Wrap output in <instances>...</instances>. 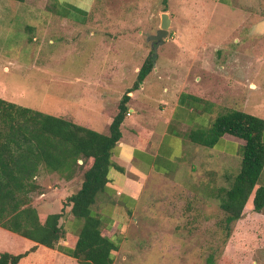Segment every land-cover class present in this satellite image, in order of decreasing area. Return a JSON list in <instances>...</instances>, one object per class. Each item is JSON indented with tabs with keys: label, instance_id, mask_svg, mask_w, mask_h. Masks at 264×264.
Listing matches in <instances>:
<instances>
[{
	"label": "rangeland",
	"instance_id": "1",
	"mask_svg": "<svg viewBox=\"0 0 264 264\" xmlns=\"http://www.w3.org/2000/svg\"><path fill=\"white\" fill-rule=\"evenodd\" d=\"M87 3L0 0V97L49 114L69 112L64 115L71 117L82 89L91 94L95 86L87 83L100 79L108 83L98 89L103 107L112 110L137 81L140 67L152 58L155 67L149 78L155 77L156 83L135 89L136 99L148 108L157 110L171 101L174 78L189 79L196 73V81L202 78L204 87L220 85L210 90L224 104L212 110L203 127L211 128L228 109L264 118V0H168L167 4L162 0H93L84 21ZM164 12L172 22L164 42L154 50L148 34H156ZM165 87L171 89L165 91ZM91 127L107 131L102 124ZM123 131L127 137L128 128ZM137 134L140 142H146L145 132ZM194 146L201 153L196 160L188 159L176 175L167 174L192 191L177 193L187 199L176 206L179 215L171 213L166 201L173 193L170 183L161 187L162 193H154L155 198L151 195L157 181L152 175L137 206L125 205L126 220H119L122 224L111 237L121 241L114 264H208L209 255L219 247L215 264H264V210L248 211L226 243L217 225L221 210L214 193L229 185L223 175L240 172L242 157L227 160L220 147ZM209 170L210 180L203 177ZM39 172L41 189L31 193L33 204L41 212L61 211V199L80 183L67 182L45 166ZM130 212L134 214L128 221ZM189 212H195L193 219L180 216ZM60 222L74 235L83 220L68 215ZM102 229L109 233L105 223ZM34 245L0 225V253L24 252ZM21 264L79 263L59 248L39 245Z\"/></svg>",
	"mask_w": 264,
	"mask_h": 264
},
{
	"label": "trees",
	"instance_id": "2",
	"mask_svg": "<svg viewBox=\"0 0 264 264\" xmlns=\"http://www.w3.org/2000/svg\"><path fill=\"white\" fill-rule=\"evenodd\" d=\"M154 67L152 58L140 67L137 81L112 109L106 132L76 123L69 116L45 113L0 97V225L35 242L24 252H1L0 264H21L39 245L59 248L79 264H114L121 242L103 233V220L96 212L98 198L111 181L112 168L124 171L112 155L129 113V93L140 87ZM225 135L242 140L243 146L240 172L229 187L220 186L214 193L219 199L217 225L225 234L224 243L248 211L264 210V118L228 109L216 117L211 128L191 130L189 138L214 147ZM41 166L58 172L67 182L80 183L61 199L59 212H41L33 204L31 193L41 189ZM68 215L83 220L78 234L70 235L60 222ZM220 250L209 255L208 264H215V253Z\"/></svg>",
	"mask_w": 264,
	"mask_h": 264
},
{
	"label": "crops",
	"instance_id": "3",
	"mask_svg": "<svg viewBox=\"0 0 264 264\" xmlns=\"http://www.w3.org/2000/svg\"><path fill=\"white\" fill-rule=\"evenodd\" d=\"M92 2L93 0H89V3L85 5L86 13L90 10ZM86 17L87 15L83 18L84 21ZM64 19L66 20L65 17ZM191 72L192 69L190 70ZM190 77L189 79H184L183 76L174 78V92L170 97L171 101L159 106V110L148 108L143 101L136 99L135 90L129 93L131 96L129 112L131 114L126 115L122 125V138L115 146L112 155L113 161L122 166L124 171L112 168L110 172L111 181L107 184L105 191L99 196L96 208V212L101 216L103 223L106 224V228L109 230V233L103 231L108 237L116 236L115 229L122 224L119 220H126L127 211L124 210L125 205H131L133 208L137 206L138 198L143 191H146L148 187L147 181L152 175L157 180L153 184L155 191L151 194L152 196L157 192L162 193V186H166L168 183L171 184L169 189L173 190V195L171 194L166 200L171 213L177 214L176 206L187 202V199H183L177 193L185 195L192 191L182 186L176 178H168L167 174H178L185 163H188V159L195 161L196 157L201 154L200 150L194 146L199 143L192 142L189 138V133L193 129H208L209 127L205 128L203 126L209 122L212 110L215 107L222 108L224 105H222L218 96L212 95L210 90L212 86L219 87L220 85L214 84L209 88L204 87L201 85L202 78L199 82L196 81V73H193ZM156 81L155 77L149 78L148 75L140 88H150ZM89 82L87 84L92 87L95 86V88L91 87L95 92L92 91L91 94H86L88 89H82L78 98V107H75L76 109L72 112L71 117L76 123L87 127L93 128L91 126L97 127L102 124V127H106L105 129L107 130L112 121L113 111L103 107L104 98L98 92V89L104 85L108 86V83L100 79ZM169 89L171 88H164L165 91H169ZM169 106L171 107L166 117L164 113ZM67 113L69 112L63 111V114L60 115L65 116L64 114L67 115ZM125 127L128 128L129 135L127 137H125L123 131ZM140 132L146 133L147 138L144 143L139 141L137 133ZM242 146V140L225 135L214 147H220L224 159L232 160L230 158L232 156L242 157ZM191 168L196 171L197 165L192 163ZM205 173L203 177L210 180L213 175L212 171L209 170ZM223 176L229 182L226 187H229L235 176L230 173ZM115 194L119 197L116 198ZM199 202L204 203L202 199ZM133 214V212H130L128 221L132 220ZM194 215L195 212L180 214V216L187 219H193ZM64 242L67 243V241ZM118 252L115 255V261Z\"/></svg>",
	"mask_w": 264,
	"mask_h": 264
},
{
	"label": "water",
	"instance_id": "4",
	"mask_svg": "<svg viewBox=\"0 0 264 264\" xmlns=\"http://www.w3.org/2000/svg\"><path fill=\"white\" fill-rule=\"evenodd\" d=\"M172 19L169 13L164 12L161 16V26L157 30L156 34H148L149 40L152 41V44L154 46V50L157 49V46L160 43L164 42V37L167 36L169 33V27L171 25ZM83 160H80V163H82Z\"/></svg>",
	"mask_w": 264,
	"mask_h": 264
},
{
	"label": "built area",
	"instance_id": "5",
	"mask_svg": "<svg viewBox=\"0 0 264 264\" xmlns=\"http://www.w3.org/2000/svg\"><path fill=\"white\" fill-rule=\"evenodd\" d=\"M128 114H131L130 112Z\"/></svg>",
	"mask_w": 264,
	"mask_h": 264
}]
</instances>
